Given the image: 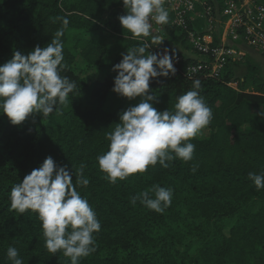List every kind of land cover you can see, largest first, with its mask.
Masks as SVG:
<instances>
[{
  "label": "trees",
  "instance_id": "16d2710c",
  "mask_svg": "<svg viewBox=\"0 0 264 264\" xmlns=\"http://www.w3.org/2000/svg\"><path fill=\"white\" fill-rule=\"evenodd\" d=\"M204 1L218 12L225 4ZM126 14L122 0H0V66L14 51L27 55L36 46L46 47L62 26L53 19L65 17L69 24L61 41L67 67L61 75L76 83L68 103L58 105L63 115L34 114L13 125L0 113V264H11L6 257L10 246L18 249L23 264H70L62 251L47 250L38 214L19 213L9 198L11 188L49 156L67 167L74 183L79 166L86 165L83 178L89 183L76 190L95 211L101 229L94 233L96 251L80 264H264V188L257 190L248 179L250 172H264L262 67L246 57L238 64L228 61L218 77L188 75L189 66H207L212 56L193 52L198 57L193 59L177 53L175 45L189 43L185 34L169 27L160 45L151 42V35L123 36L118 17ZM204 25L198 20L192 29L203 34ZM214 36V47H219L220 31ZM145 41L150 45L146 54L168 49L174 60L183 59L174 65L175 75L150 80L153 107L174 110L177 97L194 90L198 79L213 117L188 141L195 145L192 160L166 161L168 168L157 162L144 173L111 183L97 157L108 151L106 133L120 122V114L142 99L112 91L113 67L129 48ZM236 82L240 90L230 86ZM153 185L173 191L162 214L130 202Z\"/></svg>",
  "mask_w": 264,
  "mask_h": 264
},
{
  "label": "clouds",
  "instance_id": "9594fccd",
  "mask_svg": "<svg viewBox=\"0 0 264 264\" xmlns=\"http://www.w3.org/2000/svg\"><path fill=\"white\" fill-rule=\"evenodd\" d=\"M127 14L119 16L123 29L133 37H149L152 24H167L169 12L164 0H122ZM54 38L41 48L36 46L27 55L13 52V58L0 66V113L6 115L13 125L22 124L30 115L41 114L43 118L54 113L63 115L59 106L68 103L69 94L76 89L61 72L67 67L63 55L61 37L69 24L65 17ZM164 39L152 36V43L160 45ZM147 41L142 46L129 48L120 63L114 65L117 73L112 91L122 97L141 102L120 114V122L113 131L106 133L110 142L108 151L97 157L101 171L115 183L136 173H144L151 165L168 168L176 158L192 160L195 145L190 141L212 120L213 113L200 95L201 81L193 82V89L177 97L174 110L163 112L153 107L155 97L149 95L150 80L175 75L174 54L168 49L160 54H146ZM264 117V111L260 113ZM86 167L81 163L78 176L73 182L66 166L58 165L51 156L43 164L26 175L22 182L10 191L11 208L19 213L31 210L41 221L45 246L51 253L62 251L70 258V264H80V259L96 251L94 233L101 223L89 202L76 190L77 185L87 186L83 178ZM193 172L196 168L193 167ZM248 179L257 190L264 188V172H250ZM173 197L171 188L153 185L151 189L131 198L133 206L141 205L157 213L170 207ZM6 257L11 264H23L18 249L8 247Z\"/></svg>",
  "mask_w": 264,
  "mask_h": 264
},
{
  "label": "built area",
  "instance_id": "2783aa9c",
  "mask_svg": "<svg viewBox=\"0 0 264 264\" xmlns=\"http://www.w3.org/2000/svg\"><path fill=\"white\" fill-rule=\"evenodd\" d=\"M224 8L218 12L204 0H164L163 6L169 12L167 24H152L151 36L163 37L167 27L185 34L193 52L211 55L213 61L207 66L203 62L187 68L188 75L203 72L205 77H218L226 63L236 57L234 43L241 42L249 49L264 55V0H224ZM198 20L205 22L203 34L192 29ZM220 31L221 45L214 47V34ZM159 53L163 50L158 49ZM233 56V57H234ZM183 59L178 57L174 65ZM234 84H230L231 87Z\"/></svg>",
  "mask_w": 264,
  "mask_h": 264
},
{
  "label": "rangeland",
  "instance_id": "374dc122",
  "mask_svg": "<svg viewBox=\"0 0 264 264\" xmlns=\"http://www.w3.org/2000/svg\"><path fill=\"white\" fill-rule=\"evenodd\" d=\"M256 2H257V0H255ZM126 30L125 29H123V32L121 33V35H123V36H125V34H126ZM215 38V37H214ZM73 44V36H72V34L71 35H69V41H68V46H71ZM233 45H235L236 47H238L239 49H243V51L244 50H246V48H248V47H246V46H244V44L243 43H241V42H238V43H234ZM189 48V49H188ZM188 49V50H187ZM174 50L177 52V53H182L183 55H185L186 57L188 56V57H190V58H198L197 57V55H195L194 53H193V51H191V47H189V45L187 44V45H180V44H178V45H175V47H174ZM251 51H253L254 53H249L250 52V50L248 49V51H247V56H249V57H251L256 63H258L261 67H262V69H263V72H264V57H262L261 56V53H259L258 51H256V50H251ZM234 56V55H233ZM237 60H239V59H237ZM227 63H229V62H227ZM241 67V66H240ZM239 67V69H241V70H244L245 69V66H242L241 68ZM243 73V71H241V74ZM238 74H239V76L241 75L240 74V70H239V72H238ZM234 85V87L236 88V89H238V90H240L241 89V87H240V83H233Z\"/></svg>",
  "mask_w": 264,
  "mask_h": 264
},
{
  "label": "crops",
  "instance_id": "0c3cea01",
  "mask_svg": "<svg viewBox=\"0 0 264 264\" xmlns=\"http://www.w3.org/2000/svg\"><path fill=\"white\" fill-rule=\"evenodd\" d=\"M248 1H252V0H246V2H248ZM234 48H236V52H237L238 55H236V57H235V56H234V57L232 56V59L229 60V61H231L232 63H234V64L241 63L242 61L245 60L246 57H249V56H247V51H248L249 48H246V50H244V51H243L242 48L239 49V48L236 47V46H235ZM249 50H250V49H249ZM249 53L251 54V53H254V52L250 50ZM261 56L264 57V55H262V54H261ZM250 58H251V57H250ZM237 59H239V60H237ZM251 59H252V58H251Z\"/></svg>",
  "mask_w": 264,
  "mask_h": 264
}]
</instances>
